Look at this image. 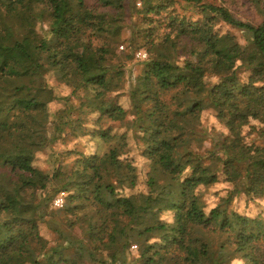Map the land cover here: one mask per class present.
<instances>
[{"label": "trees", "instance_id": "1", "mask_svg": "<svg viewBox=\"0 0 264 264\" xmlns=\"http://www.w3.org/2000/svg\"><path fill=\"white\" fill-rule=\"evenodd\" d=\"M73 1L63 17L59 0H0V264H264V207L235 205L243 195L264 206V0H249L256 25L205 0ZM24 8L58 22L26 29ZM82 41L93 69L73 49ZM73 69L83 80L61 97L55 83L72 85ZM59 100L58 130L100 140L101 154L53 149Z\"/></svg>", "mask_w": 264, "mask_h": 264}, {"label": "rangeland", "instance_id": "2", "mask_svg": "<svg viewBox=\"0 0 264 264\" xmlns=\"http://www.w3.org/2000/svg\"><path fill=\"white\" fill-rule=\"evenodd\" d=\"M90 1V0H89ZM207 2H211L217 5H224L227 6L234 16L238 19H241L244 22L252 23V24H258L262 21L263 16L260 15L257 9L254 5H252L249 0H205ZM62 7V16H69L71 14H74L76 12V3L73 0H59ZM140 3H137V6L139 7ZM192 7V6H191ZM188 6L189 9L186 10L185 14L189 17H200L201 13L199 11L195 10L194 8H191ZM179 11L183 13L182 9L179 7ZM17 22L26 29L31 30H47L50 23L51 24H57L58 21H55L51 19L49 16H45L40 22H37L30 14L29 10L27 8L20 9L17 13ZM219 26L222 27L224 25L223 23H218ZM227 28V27H224ZM93 38V37H92ZM98 39L92 40L93 45H97L99 42ZM121 49V47H119ZM74 51L83 59L85 68L87 70L93 69L95 66V59L96 56L92 52V50L88 47V44L85 42H78L73 47ZM138 52V51H137ZM139 52L145 53V56H140L141 58L146 57V52L143 48L139 49ZM8 51L6 49V41L3 38L2 35H0V64L4 62V60L7 58ZM135 57H138L137 55ZM38 60L35 58L34 61L27 65H23L19 68L20 71H26V70H34L38 64ZM43 63H47V60H44ZM113 63H116V60L113 61ZM140 67L135 68V73L139 72ZM72 76V85H66L63 83H55V90L57 91L58 95L61 97H65L70 94L71 90L75 86H80L82 80H83V72L73 69L71 72ZM62 101L59 100L50 106V123L47 125V137L50 145L53 147V149L63 152L66 150H71L77 148L83 147V150L88 151L89 149L101 154L106 148L107 145L101 142L100 140L94 141H88L87 138L84 137H78L76 135H69L68 134V128L64 127L62 130H58L57 123L59 122L58 114L56 113L57 110L61 109ZM212 121V131L215 133L217 131L226 132L225 128L216 120L211 119ZM247 131L244 132L246 135ZM22 138L25 140L30 141L31 143L40 146V138L37 136L35 132L32 130H27L22 133ZM245 141L248 139L245 138ZM47 153L44 151H38L37 153V164H39L41 167L51 170V165L48 164L51 162L49 158H46ZM49 161V162H48ZM52 164V163H51ZM228 187L227 183H218L212 186L210 189L212 191L220 190L221 188ZM62 192V191H60ZM58 192V193H60ZM57 193V194H58ZM56 194V195H57ZM55 195V197H56ZM54 197V198H55ZM53 198V200H54ZM65 199V193L63 196V201ZM64 204V202H63ZM235 205L236 208L243 214H256L260 209H263L264 206H258L256 203H253L249 200H246V198L243 195H239L235 199ZM264 205V203H263ZM63 205L60 207L54 206L53 201L50 204V208L53 210L62 209ZM42 233L44 236L49 240V242L53 245L55 242V236L49 231V229L45 226L44 223L40 224ZM132 246L130 248L132 253L136 252V247Z\"/></svg>", "mask_w": 264, "mask_h": 264}, {"label": "built area", "instance_id": "3", "mask_svg": "<svg viewBox=\"0 0 264 264\" xmlns=\"http://www.w3.org/2000/svg\"><path fill=\"white\" fill-rule=\"evenodd\" d=\"M138 57L139 56H145V53H142V52H138L137 54H136ZM63 196H64V192H60V193H58L57 195H56V197L54 198V200H53V203H54V206H56V207H60V206H62L63 205ZM133 248H135V247H133Z\"/></svg>", "mask_w": 264, "mask_h": 264}]
</instances>
